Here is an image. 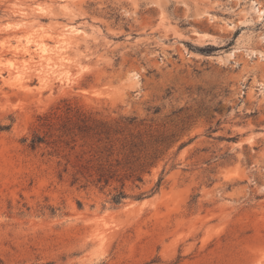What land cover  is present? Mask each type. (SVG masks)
Wrapping results in <instances>:
<instances>
[{"label":"rangeland","instance_id":"374dc122","mask_svg":"<svg viewBox=\"0 0 264 264\" xmlns=\"http://www.w3.org/2000/svg\"><path fill=\"white\" fill-rule=\"evenodd\" d=\"M0 264H264V0H0Z\"/></svg>","mask_w":264,"mask_h":264},{"label":"trees","instance_id":"16d2710c","mask_svg":"<svg viewBox=\"0 0 264 264\" xmlns=\"http://www.w3.org/2000/svg\"><path fill=\"white\" fill-rule=\"evenodd\" d=\"M36 142H38V140H32L31 147H34V145L36 144ZM121 197H122V193H119L118 195H116L114 197L115 202L118 201Z\"/></svg>","mask_w":264,"mask_h":264},{"label":"bare ground","instance_id":"6f19581e","mask_svg":"<svg viewBox=\"0 0 264 264\" xmlns=\"http://www.w3.org/2000/svg\"><path fill=\"white\" fill-rule=\"evenodd\" d=\"M46 52H47V51H46ZM38 55H39V54H38ZM40 57H41V58H45V60H46V58H47V57L44 56V54L41 55ZM49 59H50V58H49ZM52 61H53V60H52Z\"/></svg>","mask_w":264,"mask_h":264}]
</instances>
